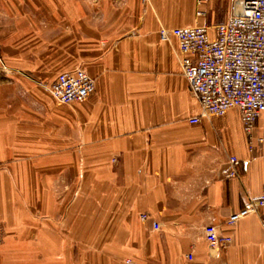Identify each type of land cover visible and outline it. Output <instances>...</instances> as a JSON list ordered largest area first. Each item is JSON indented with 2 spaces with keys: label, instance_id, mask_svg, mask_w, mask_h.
Here are the masks:
<instances>
[{
  "label": "crops",
  "instance_id": "obj_1",
  "mask_svg": "<svg viewBox=\"0 0 264 264\" xmlns=\"http://www.w3.org/2000/svg\"><path fill=\"white\" fill-rule=\"evenodd\" d=\"M218 6L225 20L226 2L196 17L195 0H0V226L6 215L18 219L26 194L25 209H43L60 225L72 216L74 225L94 227L92 240L105 227L119 259L264 264V209L226 223L261 194L264 137L256 122L262 143L250 153L243 135L238 145L236 109L189 124L199 106L177 41L159 37L162 29L219 24ZM74 69L95 81L94 93L58 104L47 89ZM229 157L240 161L234 179L221 174ZM207 225L230 237L229 246L210 248ZM45 235L55 251L54 231Z\"/></svg>",
  "mask_w": 264,
  "mask_h": 264
},
{
  "label": "built area",
  "instance_id": "obj_2",
  "mask_svg": "<svg viewBox=\"0 0 264 264\" xmlns=\"http://www.w3.org/2000/svg\"><path fill=\"white\" fill-rule=\"evenodd\" d=\"M211 2L227 3L228 12L222 23L162 29L159 37L163 42L170 37L176 39L181 74L198 103L199 114L188 119V123L196 125L203 118L222 116L236 109L247 150L252 153L262 143L254 129L259 116L264 114V0H195L196 17H204L205 7ZM47 90L56 103L70 105L93 94L95 81L83 69H74L58 74ZM239 163L236 157H229L221 174L226 179L237 178ZM263 209L264 186L257 198L231 214L226 223L234 225ZM139 218L146 221L149 216L141 214ZM260 224L264 233V217ZM151 227L159 229L154 221ZM203 234L212 249H223L231 243V238L221 235L213 225L205 226ZM123 262L137 264L131 259Z\"/></svg>",
  "mask_w": 264,
  "mask_h": 264
},
{
  "label": "rangeland",
  "instance_id": "obj_3",
  "mask_svg": "<svg viewBox=\"0 0 264 264\" xmlns=\"http://www.w3.org/2000/svg\"><path fill=\"white\" fill-rule=\"evenodd\" d=\"M217 8L218 13L214 21L220 23L224 20L227 9L225 6ZM235 119L234 115L227 117V121L233 124ZM257 127V133L264 137V120L258 118ZM242 139L243 134L238 115V145ZM262 149L264 150V144ZM27 181V178L19 179L22 185H26ZM37 188L43 192L48 187H43V184L38 182ZM19 197L18 219L12 221L6 215L0 226V264H124L125 258L115 257L113 247L105 241V227H100L104 229V233L100 235L103 239L92 240L93 229L91 228L94 227L74 225L72 216L70 220L60 225L58 221L49 219L43 209H25L26 194L19 195ZM39 198L34 199L38 205L41 201L43 202L42 194ZM57 212L53 211L54 214ZM46 229L54 231L56 235L57 242L54 244L57 248L55 251H48L49 242L43 241V238H46ZM50 253L51 256H49Z\"/></svg>",
  "mask_w": 264,
  "mask_h": 264
}]
</instances>
